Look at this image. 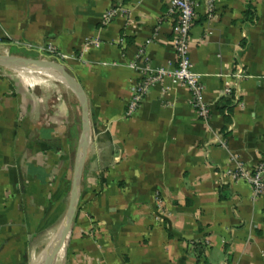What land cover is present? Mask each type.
Instances as JSON below:
<instances>
[{"label":"crops","instance_id":"obj_1","mask_svg":"<svg viewBox=\"0 0 264 264\" xmlns=\"http://www.w3.org/2000/svg\"><path fill=\"white\" fill-rule=\"evenodd\" d=\"M176 24L168 0H0V54L55 49L88 99L84 186L54 264H264V195L232 177L234 160L264 156V0L198 2L190 55L207 117L170 81L128 116L143 68L175 67ZM25 70L0 66V264H33L62 223L80 119L72 91L46 99L16 79Z\"/></svg>","mask_w":264,"mask_h":264},{"label":"built area","instance_id":"obj_2","mask_svg":"<svg viewBox=\"0 0 264 264\" xmlns=\"http://www.w3.org/2000/svg\"><path fill=\"white\" fill-rule=\"evenodd\" d=\"M198 2L199 0H168L170 13L177 15V24L173 28L172 40L176 65L172 69L163 67L153 69L148 64L143 68L142 77L133 83L130 89L128 116L135 113L152 86L164 81H170L175 84L185 85L190 92L192 105L198 108L200 115L207 117L209 110L203 104L204 84L202 75L196 71L190 55V31L197 18ZM214 2L215 0H207L209 12L213 11ZM111 16L112 13H108L105 19L108 21ZM45 51L55 58L59 56L56 50L51 47H48ZM225 92L229 94L231 89L227 88ZM234 166L232 177L248 184L255 199L263 196L264 156L260 162L252 166L247 167L237 160H234Z\"/></svg>","mask_w":264,"mask_h":264},{"label":"water","instance_id":"obj_3","mask_svg":"<svg viewBox=\"0 0 264 264\" xmlns=\"http://www.w3.org/2000/svg\"><path fill=\"white\" fill-rule=\"evenodd\" d=\"M0 66L52 73L74 93L79 103L81 132L73 163L70 202L65 217L60 224L58 234L49 242L44 253V264H54L56 257L62 249H64V245L75 221L81 199L82 181L91 133L87 95L78 79L59 62L0 54Z\"/></svg>","mask_w":264,"mask_h":264},{"label":"rangeland","instance_id":"obj_4","mask_svg":"<svg viewBox=\"0 0 264 264\" xmlns=\"http://www.w3.org/2000/svg\"><path fill=\"white\" fill-rule=\"evenodd\" d=\"M2 50H5L3 47H0V52H2ZM7 50V49H6ZM18 52H22V54H26L23 51H18ZM27 58H31L32 55H25ZM30 73H27L26 75H20V76H15L16 79L18 80V78L23 77L22 83L24 84L25 88L31 90V92H37V94H43L46 91V99H52V94L55 92V90H61L62 89H67V91H71L69 90V88L67 86H65L63 83H61L60 81H58L56 78L55 79H50L47 78L46 76L39 74V73H34L29 71ZM17 75V74H15ZM66 87V88H65ZM54 91V92H53ZM51 96V97H50ZM57 99L59 100L61 98L59 92L57 91L56 94ZM74 97V96H73ZM54 98V97H53ZM66 98L69 100V104L70 103H74L75 99L72 98L71 94L68 93ZM77 99V98H76ZM78 103V100H76ZM79 106V103H78ZM78 122H76V130H75V134L73 135L75 141H76V146L74 147L73 151L70 152V171H69V176H68V185H67V208L69 206V202H70V191H71V182H72V171H73V163H74V159H75V155H76V151H77V145H78V140L80 137V132H81V127H80V119L78 118L77 120ZM63 218V217H62ZM62 221V220H61ZM61 224V223H60ZM59 224V225H60ZM58 225V226H59ZM49 242L43 241L41 244H39V246L36 248L35 253L33 254V258H32V263L34 264L35 261H37L38 259L41 260V264H44V252L46 251V248L48 246Z\"/></svg>","mask_w":264,"mask_h":264},{"label":"bare ground","instance_id":"obj_5","mask_svg":"<svg viewBox=\"0 0 264 264\" xmlns=\"http://www.w3.org/2000/svg\"><path fill=\"white\" fill-rule=\"evenodd\" d=\"M25 71H31V72H34V73H39V74H42V75H44V76H46L47 78H50V79H55L56 78L52 73H43V72H39V71H35V70H25ZM57 80L60 81L59 79H57ZM59 229H60V225L57 226L53 231H51L48 234V236L46 238L47 239V242H51V240L58 234ZM46 239H45V241H46ZM39 261H40V259H38L37 261H35L34 264H38Z\"/></svg>","mask_w":264,"mask_h":264},{"label":"trees","instance_id":"obj_6","mask_svg":"<svg viewBox=\"0 0 264 264\" xmlns=\"http://www.w3.org/2000/svg\"><path fill=\"white\" fill-rule=\"evenodd\" d=\"M44 58H45L46 60H48V61L58 62V60L55 59L54 56H51V55H49L48 53H46V54L44 55ZM75 133H76V132L74 131L73 134H75ZM68 146H69V149H70L71 151H73L74 147L76 146V141H75V139H73L72 132L70 133V138H69V140H68ZM84 178H85V177H84ZM83 181H84V180H83ZM83 181H82V187L84 186V182H83Z\"/></svg>","mask_w":264,"mask_h":264}]
</instances>
